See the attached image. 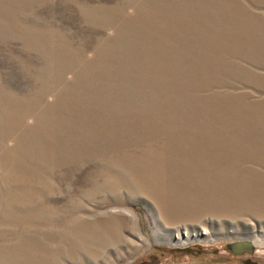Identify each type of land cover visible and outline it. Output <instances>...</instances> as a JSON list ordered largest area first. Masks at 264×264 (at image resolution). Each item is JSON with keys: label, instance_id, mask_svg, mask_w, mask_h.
<instances>
[{"label": "rangeland", "instance_id": "374dc122", "mask_svg": "<svg viewBox=\"0 0 264 264\" xmlns=\"http://www.w3.org/2000/svg\"><path fill=\"white\" fill-rule=\"evenodd\" d=\"M154 248L264 264V0H0V264Z\"/></svg>", "mask_w": 264, "mask_h": 264}, {"label": "flooded vegetation", "instance_id": "af4514ba", "mask_svg": "<svg viewBox=\"0 0 264 264\" xmlns=\"http://www.w3.org/2000/svg\"><path fill=\"white\" fill-rule=\"evenodd\" d=\"M161 255L162 254L157 250V248H154L153 251L149 255V259H145L136 264H161V261H160Z\"/></svg>", "mask_w": 264, "mask_h": 264}, {"label": "water", "instance_id": "95a60500", "mask_svg": "<svg viewBox=\"0 0 264 264\" xmlns=\"http://www.w3.org/2000/svg\"><path fill=\"white\" fill-rule=\"evenodd\" d=\"M235 248H245V249H248L247 251H250L252 247L249 243H241V244L235 245Z\"/></svg>", "mask_w": 264, "mask_h": 264}, {"label": "bare ground", "instance_id": "6f19581e", "mask_svg": "<svg viewBox=\"0 0 264 264\" xmlns=\"http://www.w3.org/2000/svg\"><path fill=\"white\" fill-rule=\"evenodd\" d=\"M163 213V212H162ZM164 214V213H163ZM164 215H162V218H163Z\"/></svg>", "mask_w": 264, "mask_h": 264}]
</instances>
